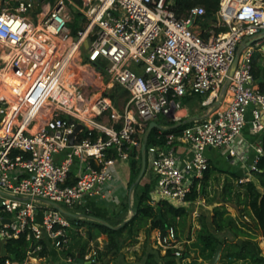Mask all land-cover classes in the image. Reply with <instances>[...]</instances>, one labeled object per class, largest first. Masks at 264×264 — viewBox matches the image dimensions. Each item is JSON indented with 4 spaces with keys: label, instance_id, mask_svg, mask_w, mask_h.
Here are the masks:
<instances>
[{
    "label": "built area",
    "instance_id": "built-area-1",
    "mask_svg": "<svg viewBox=\"0 0 264 264\" xmlns=\"http://www.w3.org/2000/svg\"><path fill=\"white\" fill-rule=\"evenodd\" d=\"M173 4L0 0V190L8 194L0 195L6 214L0 222L10 219L0 225V237L28 233L36 242L24 260L6 258L4 264H31L43 239L54 250L67 244L70 218L50 202L79 219L89 203L101 206L118 163L140 158L149 122L159 132L170 129L181 119L186 98L199 99L207 113L178 133L168 132L163 146L147 144L148 202L188 207L192 184L208 169L207 150L235 156L234 144L246 126L260 137L250 166L256 169L263 154L264 92L251 60L256 50L263 52L264 38L245 43L264 31V0H219L207 30L198 26L203 6L178 16ZM74 16L79 27L73 34ZM115 85L128 94L122 112L109 96ZM78 124L83 129L69 145ZM156 235L163 254L182 256L173 226ZM94 254L86 253L84 262ZM51 264L74 262L62 257Z\"/></svg>",
    "mask_w": 264,
    "mask_h": 264
},
{
    "label": "trees",
    "instance_id": "trees-1",
    "mask_svg": "<svg viewBox=\"0 0 264 264\" xmlns=\"http://www.w3.org/2000/svg\"><path fill=\"white\" fill-rule=\"evenodd\" d=\"M197 5L203 6L205 9L203 20L199 21V25H202L201 29L204 30L210 24L208 20H214V12L218 8L219 0H174L172 9L178 16H185L187 11ZM203 36L205 37L206 33H203ZM251 64L253 78L258 82L259 90L264 92V52L256 50L252 55ZM188 124L189 121H185L178 126H174L172 124L170 129L162 132H159L156 128H154L149 134L147 144L163 146L165 135L168 132L178 133ZM261 145L263 148V154L260 155L257 160L256 169L250 171V179L238 183L240 185L238 194L242 195L245 209L249 217L253 219L260 235L264 238V134L261 138ZM214 171L215 168L209 164L208 169L203 174V177L194 181L187 196V200L190 203L195 202L197 198L204 193L205 187L212 178ZM149 184L147 185V189H144L139 195L134 213L130 220L124 223L119 229H110L96 221L87 219L86 217L81 223L83 225H87L91 229H94L96 234L107 235L111 247L116 246L115 238L118 235H121L126 229L128 232H131L134 225H137L138 228H146L148 231L156 230L160 233V235L165 234V231L169 226H173L176 229V232L178 230L182 232L188 227L187 237L189 238V206L176 207L166 201H159L155 206L151 205L148 202L149 189L151 186V184ZM4 215L6 214L0 210V216ZM86 215L94 214H85V216ZM200 216L201 226L199 227V231L197 233V240L204 249L209 250L210 257L213 255L214 250L219 243H223V246L230 243V251L227 255L230 260L248 261L247 264H264V256L262 257L252 251L246 241H240V243L237 242L242 235L249 234L248 232L251 230V226L248 221L232 216L228 210L220 211L215 209L210 215L202 214ZM69 218L71 224L72 222L80 220L79 218ZM68 233H70L69 235H71L72 239L78 238L80 235L78 230H73L71 232L69 230ZM92 238L93 234L89 232L85 243L87 244ZM47 242L48 241L46 239L41 240V249L34 253L40 260H45L53 254V252L49 250ZM35 245V240L31 235L28 236V233H22L17 238L4 239L1 244L3 254H0V264H4V260L6 258L15 262L24 260L28 252H30ZM76 246L77 245L68 241L67 244L58 249L62 254L61 257H71L74 262L77 255L74 253L73 249ZM79 254L81 258H83L86 254H84V245L79 249ZM100 255L101 253L96 251L93 256V260L86 264H104L102 263ZM189 256L190 253L186 249V251H183L182 256L179 257V260H183V258ZM163 257H166L167 259L162 264H179V261L175 260V256L172 254L171 250H168ZM144 264L161 263H159V261H157L152 254H149L146 256Z\"/></svg>",
    "mask_w": 264,
    "mask_h": 264
},
{
    "label": "rangeland",
    "instance_id": "rangeland-1",
    "mask_svg": "<svg viewBox=\"0 0 264 264\" xmlns=\"http://www.w3.org/2000/svg\"><path fill=\"white\" fill-rule=\"evenodd\" d=\"M79 18L74 16L73 21L69 23V28L75 33L76 29L79 27ZM213 20L209 19L208 22L211 23ZM199 24V23H198ZM210 25V24H209ZM209 25L205 30L208 29ZM202 28V25H198ZM264 52V50H263ZM81 59L85 61L87 59L86 51H81ZM110 98L116 105L119 112H122L125 104L128 100V94L125 90L118 86H114L109 93ZM199 99L193 98L190 100H184L181 102L182 108H187V115L190 117H202L207 113L205 108H202L199 104ZM185 112L182 111L179 115H183ZM120 166L125 167L124 170H117L115 178L105 186L104 188V199L99 203H89V205L81 208L79 211L82 214V218L78 221L72 222L71 227L66 231L68 235V241L70 243L77 245L73 251L76 253L77 258L74 259V264H84L83 258L79 254V249L84 245V254L88 252L99 251L101 253L102 263L104 264H144L147 255L152 254L154 258L163 263L167 258L163 257L162 249L158 245L156 230L148 231L146 228H138L137 225L132 227V231L128 232L126 229L121 235L115 238L116 246H112L109 242V238L105 234H96L94 229H91L87 225H83L81 222L84 221L85 214H94L98 217L106 219L112 225H117L123 222L128 217L132 216L138 201L139 195L144 189H147L149 184L148 178L145 174L141 180L133 186V182L139 173L140 169V158L131 160L128 162L118 163ZM238 182L228 183L223 181L220 176H212L205 187L204 193H202L195 202L189 205L188 211L190 213L188 218V223L190 226L189 238L187 237V228L184 231L178 232V239L183 246V251L190 253L188 260H179V257L175 256V260L179 261V264H208V261L212 258L210 257V252L204 249L197 240V233L199 231L200 215L211 214L213 210H228L230 214L234 217H239L248 221L251 226V230L248 235H242L240 241H246L249 248L256 252L260 256H264V238L260 235L259 230L255 226L253 219H251L245 209L242 195L238 194L240 190V185ZM150 185V184H149ZM131 202V206L129 203ZM63 208L67 209L66 206L61 205ZM70 230H78L79 237L71 238ZM93 234V238L89 240L86 244V239L88 233ZM4 241L0 237V248ZM229 244L223 246L220 258L217 264H247L248 261L233 260L229 259L227 255L229 254ZM48 248L53 252L44 264H51L57 259L58 256H62L60 250H53L50 243L47 242ZM83 254V255H84ZM210 257V258H209ZM83 260V261H82Z\"/></svg>",
    "mask_w": 264,
    "mask_h": 264
},
{
    "label": "crops",
    "instance_id": "crops-1",
    "mask_svg": "<svg viewBox=\"0 0 264 264\" xmlns=\"http://www.w3.org/2000/svg\"><path fill=\"white\" fill-rule=\"evenodd\" d=\"M190 100L189 98L184 99ZM183 100V101H184ZM187 108H182L178 111L180 114L182 111L185 113L181 116V119L175 122L173 125L178 126L185 121H190L195 117H190L186 112ZM260 142V137L253 135L250 131V128L246 126L239 137V142L234 144L236 150L235 156H229L225 149H208L207 157L209 164L215 168V171L212 176H220L223 181L228 183L238 182L240 179H250V166L253 163L255 157V145ZM117 170H124L125 167L118 165ZM0 254H3L2 247L0 248ZM61 260V256H58ZM45 260H40L36 258L35 260L31 259V264H44ZM17 264V263H16ZM86 264V263H85Z\"/></svg>",
    "mask_w": 264,
    "mask_h": 264
},
{
    "label": "water",
    "instance_id": "water-1",
    "mask_svg": "<svg viewBox=\"0 0 264 264\" xmlns=\"http://www.w3.org/2000/svg\"><path fill=\"white\" fill-rule=\"evenodd\" d=\"M264 38V31L261 33L260 36L258 37H255L253 39H251L250 41L246 42L245 45H249L255 41H258L260 39ZM84 47L85 49L88 48V41H85L84 42ZM241 48L240 47L238 49V51L236 52L235 54V57H234V60L232 62V65L229 69V72H228V76L226 77V80H225V84L224 86L222 87V90L225 89L226 85H228L229 81H230V77L232 76L233 72H234V69L236 67V64H237V60H238V56H239V53L241 51ZM218 104V103H216ZM154 128H158V124L155 122V121H151L149 122L148 126H147V129H146V132L145 134L143 135V138H142V143H141V148H140V170H139V173L138 175L136 176L134 182H133V186H135L140 180L141 178L143 177V175L145 174V171H146V168H147V158H146V146H147V143H148V137H149V134L150 132L154 129ZM83 129V126L81 124H78L73 133L71 135H69V145H72L73 144V141H74V137L75 135L81 130ZM0 195H6L8 196V194H6L5 192L1 191L0 190ZM50 204L55 208L57 209L58 211H60L62 214L66 215V216H69V217H73V218H77L78 215L75 214V213H72L66 209H64L63 207L57 205L56 203L54 202H50ZM129 205L131 206V202L129 203ZM87 219H90V220H93V221H96L102 225H104L105 227H108L110 229H114V230H117L119 229L124 223H126L127 221L130 220L131 216L128 217L127 219H125L122 223H119L117 225H111L109 222H107L105 219L101 218V217H98L96 215H86L85 216ZM10 222V219L8 218H3L0 222V225L3 224V223H9ZM239 242V241H238ZM222 248H223V243H219L215 250H214V253H213V256L212 258L208 261V264H217L219 258H220V254H221V251H222Z\"/></svg>",
    "mask_w": 264,
    "mask_h": 264
}]
</instances>
